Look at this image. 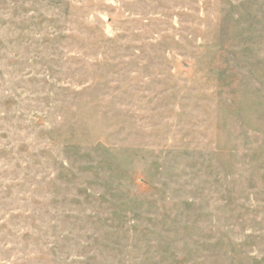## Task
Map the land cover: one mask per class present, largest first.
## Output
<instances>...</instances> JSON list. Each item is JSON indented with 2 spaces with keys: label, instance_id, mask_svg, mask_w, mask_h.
<instances>
[{
  "label": "rangeland",
  "instance_id": "rangeland-1",
  "mask_svg": "<svg viewBox=\"0 0 264 264\" xmlns=\"http://www.w3.org/2000/svg\"><path fill=\"white\" fill-rule=\"evenodd\" d=\"M0 264H264V0H0Z\"/></svg>",
  "mask_w": 264,
  "mask_h": 264
}]
</instances>
